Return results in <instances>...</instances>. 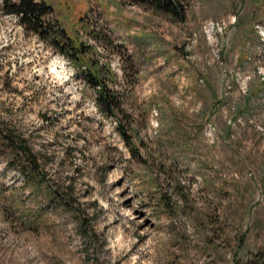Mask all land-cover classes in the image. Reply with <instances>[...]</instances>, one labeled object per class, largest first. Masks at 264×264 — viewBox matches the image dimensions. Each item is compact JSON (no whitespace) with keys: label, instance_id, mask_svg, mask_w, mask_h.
I'll list each match as a JSON object with an SVG mask.
<instances>
[{"label":"rangeland","instance_id":"374dc122","mask_svg":"<svg viewBox=\"0 0 264 264\" xmlns=\"http://www.w3.org/2000/svg\"><path fill=\"white\" fill-rule=\"evenodd\" d=\"M38 1L94 47L85 64L103 66L132 144L122 115L97 106L87 65L0 0V122L91 220L0 155V264H264V0H185V20L129 0Z\"/></svg>","mask_w":264,"mask_h":264},{"label":"trees","instance_id":"16d2710c","mask_svg":"<svg viewBox=\"0 0 264 264\" xmlns=\"http://www.w3.org/2000/svg\"><path fill=\"white\" fill-rule=\"evenodd\" d=\"M139 5H147L157 11L185 20L187 7L185 0H129ZM3 10L7 14L15 15L20 23L30 32L37 34L42 39L48 41L55 49L67 56L72 62L82 69L87 65L86 56L92 54L94 47L83 41H77L69 36L66 31L56 28L54 22L48 18L52 14L53 8L44 1L38 0H3ZM83 72L87 80L97 88L96 104L106 114L122 115L120 128L124 141L131 145L132 136L128 133L129 127L124 126L128 123V113L123 108L122 99L117 92L112 90L103 77V66L98 64L86 66ZM88 69V70H87ZM107 65L105 70H109ZM133 152H135L133 148ZM0 155H4L8 164L16 165L22 169L25 184L37 190L47 186L48 197L61 207L74 215L78 223L83 228L90 227L91 220L82 208V204L74 198V186H68L67 192L63 191L61 186L48 182L47 175L42 160L34 148L30 145L26 136L18 131L14 126L7 122H0ZM0 199L5 200L4 196ZM13 203L19 209L18 215L23 224L33 225L32 210L23 207L17 199H12ZM93 236H97L94 232ZM249 264V261L246 262Z\"/></svg>","mask_w":264,"mask_h":264}]
</instances>
